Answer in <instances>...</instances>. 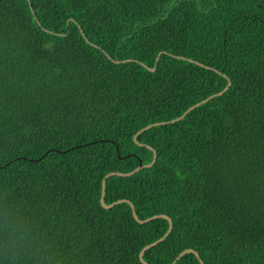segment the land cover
Listing matches in <instances>:
<instances>
[{
  "label": "trees",
  "instance_id": "obj_1",
  "mask_svg": "<svg viewBox=\"0 0 264 264\" xmlns=\"http://www.w3.org/2000/svg\"><path fill=\"white\" fill-rule=\"evenodd\" d=\"M148 145L144 261L264 264V0H0V264H146Z\"/></svg>",
  "mask_w": 264,
  "mask_h": 264
},
{
  "label": "water",
  "instance_id": "obj_2",
  "mask_svg": "<svg viewBox=\"0 0 264 264\" xmlns=\"http://www.w3.org/2000/svg\"><path fill=\"white\" fill-rule=\"evenodd\" d=\"M159 56H160V54L158 55L157 60H158ZM192 61H193V60H192ZM195 62L198 63V64H200V65H204V64H202V63H200V62H197V61H195ZM204 66H205V65H204ZM206 67H208V66H206ZM153 70H155V68H153ZM229 85H230V81H229V83L227 84V86H226L222 91H220V92H218V93H216V94H213V95L207 97L206 99H204V100H202V101H200V102L194 104L193 106H191L190 108H188V110H186L181 116L176 117V118H174V119H172V120H170V121L157 122V123H155V124H162V123H167V122H174V121H177V120L181 119L183 116L186 115V113H187L188 111H190L191 109H193V108L196 107L197 105H199V104H201V103H203V102L209 100L211 97H213V96H215V95H217V94H222V93H223V92L229 87ZM153 125H154V124H149V125L145 126L144 128H142L141 130H139V131L135 134L134 139L137 140V135H138L140 132H142V131L145 130V129L150 128V127L153 126ZM148 147L151 148L152 150H154L153 147H151V146H149V145H148ZM156 158H157V153H156V151L154 150V157H153V160H152L150 163H147V164L140 163V165H139L137 168H135L134 170L129 171V172H119V171H117V172H115V171L109 172V173L105 176V178L103 179V189H102V195H101V203H102V205H103L104 207L109 208V207L115 205V204L118 203V202L126 201V202H129V203L131 204V206H132V210H133V214H134L135 218H136L139 222L149 221V220L154 219V218H156V217H163V218L168 219V221H169V228H168L167 232L164 234V236H162L161 238H159L158 240H156V241H154V242H152V243L147 244V245L144 246V248L141 250V252H140V259H141V261H143V262H145V261H144V252H145L149 247L155 245L156 243H158L159 241L163 240L165 237L168 236V234L170 233V231H171L172 228H173V221H172V219H171L168 215H166V214H158V215H154V216H151V217H149V218H146V219H140V218L137 216V213H136V211H135L134 204H133L130 200H127V199H120V200H117V201L112 202V203H110V204H107L106 201H105V182H106L107 177H109V176H111V175H114V174H117V175H130V174H133L135 171H137V170H139V169H141V168H143V167H145V166H151V165L155 162ZM187 252H193V253L198 257V259L200 260L201 264H205L204 261L201 259L199 253H198L196 250H194L193 248H187V249H184L181 253H179V255L176 257V259H175L171 264H175V262H176V261H177V260L183 255V254H185V253H187ZM145 263H146V262H145ZM146 264H149V263H146Z\"/></svg>",
  "mask_w": 264,
  "mask_h": 264
}]
</instances>
